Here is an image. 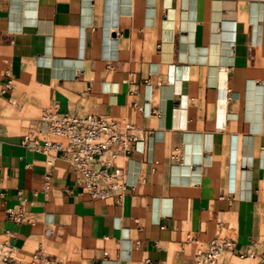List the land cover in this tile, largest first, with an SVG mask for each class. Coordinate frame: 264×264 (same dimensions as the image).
Listing matches in <instances>:
<instances>
[{
	"label": "crops",
	"instance_id": "1",
	"mask_svg": "<svg viewBox=\"0 0 264 264\" xmlns=\"http://www.w3.org/2000/svg\"><path fill=\"white\" fill-rule=\"evenodd\" d=\"M8 79L0 240L10 264L39 248L62 264H193L195 245L217 234L235 240L224 261L259 264L264 0H0V87ZM53 101L142 130L143 152L114 158L133 186L119 203L91 199L63 159L23 143L32 113ZM248 249L254 257L236 255Z\"/></svg>",
	"mask_w": 264,
	"mask_h": 264
},
{
	"label": "built area",
	"instance_id": "2",
	"mask_svg": "<svg viewBox=\"0 0 264 264\" xmlns=\"http://www.w3.org/2000/svg\"><path fill=\"white\" fill-rule=\"evenodd\" d=\"M160 85V83H158ZM12 88L11 80H6L0 93ZM143 115L150 111L137 106ZM23 143L29 148L63 159L74 174L75 186L93 200H113L119 203L126 191L133 186L128 183L123 167H114V158L130 152H143L144 135L140 128L126 119L111 120L95 114L79 115L59 110L56 102L43 107L37 121L23 136ZM156 163V162H154ZM49 175H45V188L49 186ZM8 218L21 222L25 215L21 209L6 210ZM196 242V240H195ZM235 240L217 234L204 244L195 245L193 264H229L223 254L235 251ZM239 258L254 257L252 249L236 252ZM14 260L13 247L0 240V264H10ZM264 263L261 256L259 264ZM28 264H62L41 248L36 250Z\"/></svg>",
	"mask_w": 264,
	"mask_h": 264
},
{
	"label": "rangeland",
	"instance_id": "3",
	"mask_svg": "<svg viewBox=\"0 0 264 264\" xmlns=\"http://www.w3.org/2000/svg\"><path fill=\"white\" fill-rule=\"evenodd\" d=\"M45 106H46V105H45ZM40 111H41V110L36 111V112H33L32 115H33L34 117L38 118L39 115H40ZM28 126H29V125L25 126V127L23 128L22 132L27 133V131H28L29 127H30V126H29V127H28Z\"/></svg>",
	"mask_w": 264,
	"mask_h": 264
}]
</instances>
